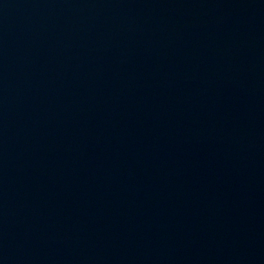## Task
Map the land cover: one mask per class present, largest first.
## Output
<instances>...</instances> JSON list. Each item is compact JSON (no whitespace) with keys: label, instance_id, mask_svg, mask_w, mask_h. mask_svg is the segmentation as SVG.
<instances>
[{"label":"water","instance_id":"95a60500","mask_svg":"<svg viewBox=\"0 0 264 264\" xmlns=\"http://www.w3.org/2000/svg\"><path fill=\"white\" fill-rule=\"evenodd\" d=\"M0 264H264V0H0Z\"/></svg>","mask_w":264,"mask_h":264}]
</instances>
